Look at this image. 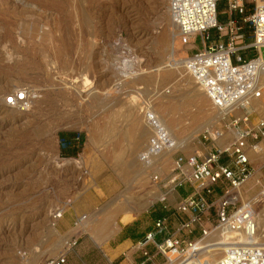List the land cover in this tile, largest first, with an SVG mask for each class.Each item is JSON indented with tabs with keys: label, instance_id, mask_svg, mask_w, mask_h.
<instances>
[{
	"label": "rangeland",
	"instance_id": "obj_1",
	"mask_svg": "<svg viewBox=\"0 0 264 264\" xmlns=\"http://www.w3.org/2000/svg\"><path fill=\"white\" fill-rule=\"evenodd\" d=\"M167 2L0 0V264H33L36 255L34 264L55 258H64L63 264H135L140 240L128 236L144 237L157 212L164 213L171 233L187 218L173 208L193 190L188 184L173 190L172 165L155 166L147 179H136L148 168L139 158L149 139L141 143L134 131L135 117L146 110L142 105L129 117L124 109L145 102L147 113L160 115L179 138L189 136L185 131L193 120L203 118L190 97L193 82L168 69L178 61L174 57L190 54V47L182 46L179 38L171 39L167 47L160 44L168 24ZM224 7L220 3L218 10ZM246 7L248 15L253 5ZM225 19L219 16L220 21ZM194 46L200 47L199 39ZM256 56V51L249 53V58ZM261 56L264 59V49ZM21 87L31 98L19 110L7 105L6 98ZM131 91L143 98L127 100ZM202 110L205 117L215 119L213 133L224 138L231 119L216 118L211 102ZM259 119L253 114L250 122ZM76 133L83 138L76 153L61 152V134ZM202 134L191 142L190 156L203 155L214 145L219 148ZM175 152L189 156L176 149L168 156L170 162ZM251 169L241 189L242 200L252 201L256 221L264 228V156L256 164L251 161ZM150 191L164 195L165 202L159 198L129 223H120L123 209L117 200L147 197ZM219 196L216 189L205 194L215 204ZM82 217L91 218L88 231L77 229ZM96 231L111 235L98 245L91 237ZM163 260L156 257L154 264Z\"/></svg>",
	"mask_w": 264,
	"mask_h": 264
},
{
	"label": "built area",
	"instance_id": "obj_2",
	"mask_svg": "<svg viewBox=\"0 0 264 264\" xmlns=\"http://www.w3.org/2000/svg\"><path fill=\"white\" fill-rule=\"evenodd\" d=\"M264 1V0H262ZM253 5L246 14V4ZM220 3L225 5L218 10ZM170 18L179 33L182 46L190 47L185 56V67L209 100L220 108L248 106V99L259 98L262 89L260 77L264 75V4L256 0H168ZM225 15L224 21L219 20ZM246 29L250 35H246ZM199 39L200 47L195 41ZM256 51L257 56L249 58ZM24 90L10 94L6 104L17 106L25 102ZM245 108V107H244ZM244 116L236 120L232 114V127L238 137L230 147L214 148L203 155L184 156L175 152L172 156L173 169L169 184L173 190L188 184L193 193L181 198L173 210L187 218L170 232L165 217L154 219L153 227L137 242L139 259L135 264H154L156 257L163 262L155 264H264V232H259L256 222V209L251 203L242 202L245 193L243 184L251 177V161L247 155L249 148L264 144V118L256 124L250 118L256 113L243 109ZM153 135L139 160L149 166L152 157L164 150L173 148V141L156 118L148 115ZM207 141L214 138L203 133ZM83 138L76 133L72 138L58 140V149L67 151L81 146ZM252 144H249V142ZM227 158L228 162L223 163ZM187 167L188 169H184ZM153 173L151 181L157 176ZM220 194L218 201L209 202L205 194ZM242 192V194H241ZM163 195L160 201L165 202ZM164 209L166 207L164 206ZM217 232H227L229 237L225 255L219 262L197 259L201 249L211 247L215 241L200 245L206 239L215 237ZM221 242V241H219ZM149 247L153 251L149 250ZM64 258L51 259L43 264H63Z\"/></svg>",
	"mask_w": 264,
	"mask_h": 264
},
{
	"label": "bare ground",
	"instance_id": "obj_3",
	"mask_svg": "<svg viewBox=\"0 0 264 264\" xmlns=\"http://www.w3.org/2000/svg\"><path fill=\"white\" fill-rule=\"evenodd\" d=\"M256 1H257V4L258 5L264 4V1H262V0H256ZM167 11H168V15H167L168 16V24L166 25L164 34H163V36H162V38L160 40L161 41L160 44H161L162 47H167L168 46V43H169V41H171V39L179 38V33L177 31V28L175 27V25L173 24V22H172V20L170 18L169 9H167ZM174 59H176L178 61L175 62L173 65H171V67L169 66L168 69L171 70V71H177V72L181 73V75H183V76L185 75L186 78L189 81L193 82V86H192V88L190 90L191 92L189 91L190 92V97L192 98L191 99L192 102L193 103L195 102V105L198 106V109H199L198 112H199V114L202 113L203 118L201 117V119H195V120H193V125H192L191 129L185 131V135L188 132H190V135L187 136V137L186 136L183 137L182 134H181V136L179 138L178 136L180 134L179 135H176L175 134L176 136L173 135V133L170 130L171 128L169 127L170 129H168V126L163 122V119H161L159 117L160 115H157L154 112L147 113L148 106H146L147 104L145 102H141L140 104L136 103L138 105H136L132 109L129 107L130 105L128 106V108L127 107L126 108L124 107V109H126L128 111V115H130L129 117H131V115H132L131 113H134L133 111H136L137 109H140V107L142 105H143V109L145 108V110H146V112L144 110L145 114L143 116L142 115L141 116H138V118H136L137 116L135 117L134 131L137 133L136 135H137V137H138L137 139H139V141L141 139H143V141L142 140L140 141L141 143L144 142V140L150 139V137L153 135V129H152V127H151V125H150V123L148 121V115H152L154 118H156L157 122L168 133V135L170 136V138L172 139V141L174 143L173 148L171 150H164V151L160 152L159 154L155 155L154 157H152L151 165H149L148 168L144 167L146 169L145 170L143 169L144 170V171L142 170L143 172L142 171L139 172L138 175L136 176V179H139V177H142V178H146L147 179L149 173L152 170V168L155 167V166H158V165H164V166L166 165L167 168H168V165H169V167H170V165H172V169H173L174 166H173V164H171L172 162H170L171 160H170V157H168V156H171V154L176 149H180L181 151H183V153H185L187 151V153L190 156L191 154L188 152L189 147H190V144L201 133H208V134H210L214 138V144H216L220 149H225V148L230 147L231 144L233 143V141L238 137V134L236 133V129L232 127L231 120H230V124L226 126V129H227L228 132H227V134H226V136L224 138H221V140H219L220 138L218 139L217 133H213L212 127H214L215 119L213 121V118L212 117H207V116L205 117L203 115V112H202L203 111L202 109H204L211 101L209 100L208 96L203 91V89L200 86L197 85V83L195 82V80L191 77V75L189 74V72L186 70V67H185V58H181V57L180 58H176V57H174ZM121 63H122V61H121ZM125 63L127 64V62H124V64ZM127 65H124V66L122 65V66L125 68V67H127ZM132 81H134V79ZM150 82H151V79H150ZM134 85H136V84H134ZM259 87L262 89V95L259 98H253V97L250 96V98L248 99V102H247V105L248 106H245L244 105V106H242V108H240V107H238V104H237L234 107L220 108V107H218V106H216V105L213 104L214 105V112H213V114H216V118L218 116H219L218 118L223 117V116H225V118H226V116L228 114H232L234 116V118L236 120H238V119H241L244 116V110L243 109H248V110L252 109L256 114H258V116H260V118H264V102L262 101V98L264 96V75L262 76V78L260 77ZM21 88H19V89H21ZM14 90H15V88H14ZM22 90H24V92H26V100L27 101L25 100V102L27 103L28 102V99L31 98L30 97L31 96V93L30 92L28 93V91H27L26 88H22ZM189 92H187V95H189L188 94ZM10 93L13 94V90L10 91ZM142 96L143 95L141 93L134 94L131 91L130 93L127 94V96L125 98H127V100H128L129 98L130 99L131 98L133 99V97L134 98H137V97L138 98L139 97L143 98ZM130 104H131V100H130ZM16 105L17 106L15 108L18 107L17 109L21 110V108L24 106V102H18V103H16ZM124 105L127 106V103H125ZM124 105H121V106H124ZM153 109H154V107H152V111H153ZM127 111H126V113H127ZM210 114H212V112ZM124 116L125 115L123 114V117ZM133 118H134V115H133ZM193 118H195V117L193 116ZM126 121L128 122V118L126 119ZM131 122L134 123L133 120ZM129 123H127V124L129 125ZM133 123L130 124L131 127H132V124ZM140 126H142V128H141L142 129V133H141V131H140V133L138 132L140 130V128H139ZM128 127L131 128L130 126H128ZM125 130H128V129H125ZM131 131H133V130H129V132H131ZM124 133H125V131H124ZM132 134H133V132H132ZM145 146H147V144ZM145 146H143V147H145ZM131 148H132V146H131ZM131 148H130V150H131ZM142 150H143V148H142ZM142 152H144V151H142ZM126 154H127V152H126ZM247 155H248L250 161H253L256 164L257 160L258 159H261L264 156V144L263 143H260L256 147H254V149H252V148H251V150L248 149L247 150ZM118 156H120V155H118ZM117 159H119V158L117 157ZM80 161H81V158L79 160H74L73 163H75V165H79L80 164ZM66 164H67V162H66ZM185 169H188V168L186 167ZM261 195L264 196V191L261 193ZM161 197L162 196L159 195V193L150 191V192H148L147 197L138 198V197H134L132 195H129V196H125V197H123L121 199H118L117 200V203H118L119 207H121L123 209V212H122L121 217L119 219L120 223H123V224L129 223L130 221H132L134 219V217H136L137 215H139L142 211H144L145 209H147L152 203H154L156 200H159V198H161ZM259 197H261V196L259 195ZM242 202H243V200H242ZM251 205L253 206V203H251ZM58 217H60V215L59 216H56L55 218H58ZM90 217H92V216H90ZM256 222H257V229H258V231L259 232H264V228L262 227L263 224L259 223L258 221H256ZM103 223H104V221H103ZM90 228H92L91 218L82 217V218L79 219V227L77 229H79L81 231L82 230L88 231ZM51 233H53V230L51 231ZM110 235H111V232H109V233H107V234L104 235V234L101 233V231H96V232H93V234L91 235V237H92V239L94 240L95 243H97L98 245H101V244L105 243V241L108 239V237ZM228 237H229V235L227 234V232H224V233L217 232L215 234V237L206 239L205 241L201 242L200 245L205 244V243H209L211 241H215V244L212 246V249H210L211 247H207L205 245V247H203L201 249L202 251H200L199 254L197 255L198 256L197 259L200 260V261H203V260H206V259H208L210 261H214V262L221 261L223 258L226 257V255H225L226 245H224V243H226L228 241V239H227ZM215 238H216V240H215ZM219 241H221V242H219ZM67 242H68V239L66 238L64 244H66ZM34 259H35V261H33L34 263L38 262L37 261L38 260V255L34 256Z\"/></svg>",
	"mask_w": 264,
	"mask_h": 264
},
{
	"label": "trees",
	"instance_id": "obj_4",
	"mask_svg": "<svg viewBox=\"0 0 264 264\" xmlns=\"http://www.w3.org/2000/svg\"><path fill=\"white\" fill-rule=\"evenodd\" d=\"M72 134H61V137H63V138H72ZM76 148H72V149H70V150H68V151H65V154H70V155H73L72 153H76V151L77 150H75ZM62 154V153H61ZM68 157H70V156H68ZM162 216H164V213H161V212H157V213H155L154 214V219H157V218H159V217H162ZM134 235H131V236H128V238H132L133 240H136L137 238L139 239V240H142L143 239V236L142 237H139V236H137V237H133Z\"/></svg>",
	"mask_w": 264,
	"mask_h": 264
}]
</instances>
